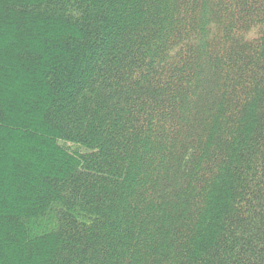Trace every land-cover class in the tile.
Listing matches in <instances>:
<instances>
[{"label": "trees", "instance_id": "obj_1", "mask_svg": "<svg viewBox=\"0 0 264 264\" xmlns=\"http://www.w3.org/2000/svg\"><path fill=\"white\" fill-rule=\"evenodd\" d=\"M0 264H264V0H0Z\"/></svg>", "mask_w": 264, "mask_h": 264}]
</instances>
